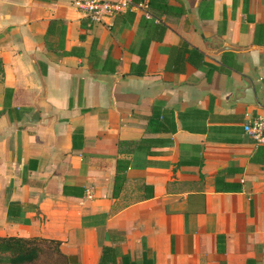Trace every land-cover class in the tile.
Here are the masks:
<instances>
[{
    "label": "crops",
    "instance_id": "crops-1",
    "mask_svg": "<svg viewBox=\"0 0 264 264\" xmlns=\"http://www.w3.org/2000/svg\"><path fill=\"white\" fill-rule=\"evenodd\" d=\"M0 62V236L68 264H264V0H129L107 24L0 0Z\"/></svg>",
    "mask_w": 264,
    "mask_h": 264
},
{
    "label": "trees",
    "instance_id": "trees-1",
    "mask_svg": "<svg viewBox=\"0 0 264 264\" xmlns=\"http://www.w3.org/2000/svg\"><path fill=\"white\" fill-rule=\"evenodd\" d=\"M3 68L0 62V74ZM127 163L119 162L117 166V178H121L119 172L126 169ZM123 167V169H122ZM39 241L51 243L52 249L62 258L61 264H68L64 253L59 249V243L41 237H19V236H0V264H33L40 258L43 249L39 246Z\"/></svg>",
    "mask_w": 264,
    "mask_h": 264
},
{
    "label": "built area",
    "instance_id": "built-area-1",
    "mask_svg": "<svg viewBox=\"0 0 264 264\" xmlns=\"http://www.w3.org/2000/svg\"><path fill=\"white\" fill-rule=\"evenodd\" d=\"M74 7L92 24H107L116 14L128 8L129 0H72ZM141 8L146 4L140 3ZM247 132L258 144H264V115L252 117Z\"/></svg>",
    "mask_w": 264,
    "mask_h": 264
},
{
    "label": "water",
    "instance_id": "water-1",
    "mask_svg": "<svg viewBox=\"0 0 264 264\" xmlns=\"http://www.w3.org/2000/svg\"><path fill=\"white\" fill-rule=\"evenodd\" d=\"M228 48V47H227ZM232 49H236L234 47H230ZM237 50V49H236ZM221 50L215 51V53L220 52ZM93 78L99 82H102L106 85L107 89L110 91L113 82L115 81V76L113 75H102V74H96L93 75ZM245 85L244 86H238L234 93H233V102L236 103H242L245 105H256L255 95L253 91V87L250 81L244 80ZM30 119L31 121L38 120V111H34L31 115Z\"/></svg>",
    "mask_w": 264,
    "mask_h": 264
},
{
    "label": "rangeland",
    "instance_id": "rangeland-1",
    "mask_svg": "<svg viewBox=\"0 0 264 264\" xmlns=\"http://www.w3.org/2000/svg\"><path fill=\"white\" fill-rule=\"evenodd\" d=\"M39 246L43 249L40 252V258L33 264H61L62 258L54 252L52 249L53 245L51 243L39 241ZM4 264V263H1Z\"/></svg>",
    "mask_w": 264,
    "mask_h": 264
}]
</instances>
